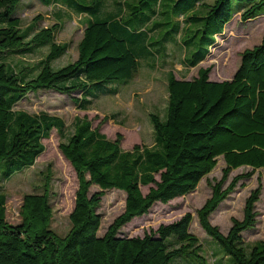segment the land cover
<instances>
[{
    "label": "trees",
    "instance_id": "1",
    "mask_svg": "<svg viewBox=\"0 0 264 264\" xmlns=\"http://www.w3.org/2000/svg\"><path fill=\"white\" fill-rule=\"evenodd\" d=\"M19 1L0 0V161H6L0 178L4 179L36 162L46 148L43 140L54 128L63 136L66 132V122L58 114L16 108L24 97L53 90L67 95L80 108H89L94 103L90 96L115 94L119 88L114 83L134 77L140 59L152 54L149 39L157 28L156 19L150 34L143 26L145 10H155L149 0H115L112 11L106 8L107 0H39L86 15L78 57L55 68L53 60L68 47L56 40L61 23L34 31L31 23L23 29L22 18L15 14ZM154 1L156 5L158 0ZM174 2L178 7L175 17L179 21L187 17V26L200 21V36L207 37L206 45L193 56L184 55L187 66L207 57L236 12L241 11L243 20L264 13V0ZM155 15L157 12L148 13L147 17ZM46 45L49 50L35 63L11 59ZM210 71V66L200 67L196 76L178 78L169 70L166 114H150L155 129L150 146L136 143L124 149L122 133L111 139L92 119L78 116L74 131L60 142L79 180L70 229L60 234L52 227L48 179L42 192L24 195L18 223L8 221L7 194L0 190V264H228L225 254L231 257V264H264V240L247 246L242 234L257 221L260 186L251 191L243 218L233 217L227 233L211 221L213 211L241 178L252 176L256 168L264 169V35L260 43L243 51L231 78L212 79ZM219 155L226 162L223 175L209 180L212 194L198 209L201 225L225 252L218 260L209 261L204 243L190 228V212L143 235L119 234L126 223L147 213L157 201L167 203L195 190L217 165ZM242 165H250L252 170L235 175L225 187L231 171ZM93 184L100 188L90 192ZM142 186L148 190L144 192ZM110 188L126 191L125 208L99 235L102 214L98 208Z\"/></svg>",
    "mask_w": 264,
    "mask_h": 264
},
{
    "label": "rangeland",
    "instance_id": "2",
    "mask_svg": "<svg viewBox=\"0 0 264 264\" xmlns=\"http://www.w3.org/2000/svg\"><path fill=\"white\" fill-rule=\"evenodd\" d=\"M42 1V0H41ZM155 10H145L143 16L145 30L150 34L156 19V29L151 32L149 47L152 54L140 59V64L134 77L127 82L114 83L121 90L117 94H104L100 97L90 96L92 105L89 108H80L70 97L53 90H39L30 92L15 107L26 109L32 113L48 111L62 116L66 122L64 136L56 128L50 137L43 141L45 150L38 156L36 162L24 171H17L8 179L0 178V190L7 194L6 214L11 223L22 220L21 206L24 195L30 192H42L45 181H50V199L54 209L52 227L60 234H65L71 227L70 213L74 208L76 191L79 186L77 173L68 158L60 149V142L69 137L74 131L75 119L87 116L92 119L93 125H99L101 130L111 139L122 133V147L130 149L134 144L152 145L154 143L155 129L150 114L158 112L165 115L169 100L168 72L173 70L178 78H192L198 74L200 67H211L212 79H229L233 76L241 63L242 53L246 48L253 47L261 42L264 35V13L243 20L241 11L235 13L211 47L207 57L195 66H187L183 62L184 55L190 58L194 52L200 50L207 43V37H201L198 28L200 21H192L187 26V17L180 21L175 17V0H149ZM214 1V0H208ZM111 2V0H109ZM33 3V4H32ZM123 7V4H119ZM66 5H47L39 0H20L15 14L22 18V27L32 23L31 28L51 26L61 23L56 40L67 43V51L53 60V66L58 68L75 60L79 54V42L84 33L83 14L71 11ZM135 10V7L131 9ZM157 12V15L147 17ZM39 18L38 20H36ZM150 19V20H149ZM180 28L176 29L177 23ZM185 23V26H183ZM137 20L132 23L136 27ZM30 29V28H29ZM31 29V30H32ZM210 35V31L208 32ZM203 35V34H202ZM196 43L194 44V42ZM193 44V45H192ZM49 50L48 45L39 48L33 53L13 55L17 59L28 63L37 62ZM155 64V65H154ZM5 160L0 161V168L5 167ZM226 162L223 155L218 156V163L212 171L206 174L197 188L185 195L177 196L167 203L157 201L150 210L136 216L126 223L119 231L120 235H143L161 223L179 219L190 212L193 216L191 230L196 233L204 243L205 254L209 261L214 263L220 254H225L221 244L209 235L199 221L198 209L212 194L209 180L219 179L223 175ZM252 170L250 165L234 168L224 183L229 185L234 176ZM261 187L259 200L255 204L258 212L257 221L253 227L242 232L244 243L250 246L257 240H264V169L256 168L252 176L241 178L234 189L219 204L211 214V221L227 233L232 225L233 217L239 219L244 216L246 199L251 191ZM98 184L90 187V192L99 189ZM144 192L148 186H142ZM126 202V191L120 188L107 189L98 208L102 214V221L98 230L102 235L109 224L123 212ZM228 264L232 263L230 256L225 254ZM178 256L177 258H180Z\"/></svg>",
    "mask_w": 264,
    "mask_h": 264
},
{
    "label": "crops",
    "instance_id": "3",
    "mask_svg": "<svg viewBox=\"0 0 264 264\" xmlns=\"http://www.w3.org/2000/svg\"><path fill=\"white\" fill-rule=\"evenodd\" d=\"M114 2H115V0H111V2H109V0H107L106 1V8L108 9V10H110V11H112V10H114L115 8V5H114ZM85 14H83V16H84ZM83 20H84V25H86V15L83 17ZM121 90L119 89V90H117V92L115 93V94H117V93H119Z\"/></svg>",
    "mask_w": 264,
    "mask_h": 264
}]
</instances>
